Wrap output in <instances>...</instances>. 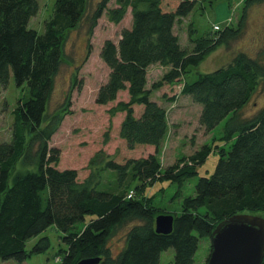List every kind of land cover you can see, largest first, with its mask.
I'll return each mask as SVG.
<instances>
[{"label": "trees", "instance_id": "1", "mask_svg": "<svg viewBox=\"0 0 264 264\" xmlns=\"http://www.w3.org/2000/svg\"><path fill=\"white\" fill-rule=\"evenodd\" d=\"M261 2L246 3L237 29L197 39L189 51L175 27L193 13L198 0H116L113 8L111 0H101L94 10L91 0H57L44 34L29 27L40 11L37 0H0V86L6 89L14 80L29 92L13 112L11 140L0 142V259L22 264L47 253L48 237L30 251L27 246L55 227L65 234L67 246L61 264L87 259L161 264L170 249L173 264H196L201 241L211 240L220 223L264 212V108L251 118L241 116L264 83V64L240 54L227 67L197 72L213 51L242 34L248 10ZM129 12L131 28L122 30L118 43L107 40L101 49L109 76L96 104L113 105L108 113L112 119L123 116L120 138L129 150L149 146L154 153L124 162L98 153L90 164L96 172L81 181L77 170L61 168L63 153L52 145L71 108L68 96L62 109L49 112L56 79L68 63L66 44L73 32L88 23L90 55V39L101 18L119 25ZM156 65L168 70L148 88L149 70ZM191 77L196 80L190 82ZM155 92L169 105L185 96L201 106L200 125L207 133L228 119L223 140L231 145L218 146L212 176L200 177L193 193L181 198L182 209L173 216L169 235L157 233L156 218L163 213L145 191L167 181L184 192L211 148L203 147L183 167L164 168L159 153L169 133L168 114L154 100ZM122 94L127 101L120 99ZM105 173L114 174L113 188L102 187ZM80 223H85L83 230L76 229ZM127 229L119 249L118 233Z\"/></svg>", "mask_w": 264, "mask_h": 264}, {"label": "rangeland", "instance_id": "2", "mask_svg": "<svg viewBox=\"0 0 264 264\" xmlns=\"http://www.w3.org/2000/svg\"><path fill=\"white\" fill-rule=\"evenodd\" d=\"M37 1L40 11L36 17L31 19L29 27L39 34H44L46 23L53 18L57 0ZM100 1L91 0V10H94ZM248 1L250 0H198L193 13L182 19L175 27V33L179 36L183 48L190 51L197 39L218 37L226 28L237 29ZM109 6L116 7V0H111ZM131 26V12L119 25L109 22L106 16L102 17L90 39L92 47L90 55H88L89 26L87 22H84L80 29L69 36L66 44L68 63L62 66L56 79L49 112L55 113L62 109L68 96L71 108L70 114L64 118L60 130L54 136L52 145L63 153L61 168L77 170L81 181L89 177L93 171L96 172L95 167L90 164L98 153H105L106 156L121 162L147 157L150 153H154V148L149 146L129 150L120 138L123 116L119 115L112 119L108 113L113 105L104 107L96 104L97 93L100 87L107 82L109 76V69L101 59V49L107 40L118 43L122 30L130 29ZM216 27L220 28V31H215ZM240 54H246L264 64V2L257 3L248 10L242 34L236 40L213 51L197 72L206 73L227 67ZM167 70L162 66L151 68L148 88L159 81ZM194 80H196L195 77L189 78L190 82ZM80 86H82L81 89ZM28 96L27 87L19 88L14 80H11L6 89L0 86V142L11 140L14 124L13 112ZM153 98L167 109L168 114L169 133L159 153L164 168L172 165L183 167L203 147L211 148L209 159L199 167V175L185 185L184 192H179L177 185H171L167 181L147 187L146 195L154 196L162 215L174 216L181 212V198L193 193L199 178L211 177L214 173L220 158L218 146L225 148L231 146L223 140L224 128L228 119L212 133H207L200 125L201 106L196 105L190 98L179 96L173 105L164 103L160 92H155ZM120 99L127 101V94H122ZM263 108L264 83L260 85L241 116L245 119L251 118ZM114 180V174L105 173L102 177V187L110 188L111 186L113 188ZM129 195L127 194V199L130 198ZM253 215L264 218V212ZM84 227L85 223H80L76 229L83 230ZM127 231L128 229L119 231L117 248L120 249L123 246L124 235ZM64 236L65 234L57 228H50L41 237L29 242L27 249L30 251L42 237L50 239L51 249L45 254L29 258L22 264H61L67 250L63 240ZM211 253V240H202L195 258L196 264H207ZM174 258L175 252L170 249L162 254L161 264H173ZM0 264L19 263L0 259Z\"/></svg>", "mask_w": 264, "mask_h": 264}, {"label": "water", "instance_id": "3", "mask_svg": "<svg viewBox=\"0 0 264 264\" xmlns=\"http://www.w3.org/2000/svg\"><path fill=\"white\" fill-rule=\"evenodd\" d=\"M173 216H158L156 231L169 235ZM212 253L207 264H262L264 261V218L251 214L235 215L220 223L211 236ZM87 259L78 264H99Z\"/></svg>", "mask_w": 264, "mask_h": 264}, {"label": "built area", "instance_id": "4", "mask_svg": "<svg viewBox=\"0 0 264 264\" xmlns=\"http://www.w3.org/2000/svg\"><path fill=\"white\" fill-rule=\"evenodd\" d=\"M215 31H217V32L220 31V28L216 27ZM130 197H131V195H130Z\"/></svg>", "mask_w": 264, "mask_h": 264}, {"label": "crops", "instance_id": "5", "mask_svg": "<svg viewBox=\"0 0 264 264\" xmlns=\"http://www.w3.org/2000/svg\"><path fill=\"white\" fill-rule=\"evenodd\" d=\"M156 66H159V65H156ZM156 66H153V67H151V68H154V67H156ZM151 68H150V70H151ZM164 68V67H163ZM150 70H149V73H150Z\"/></svg>", "mask_w": 264, "mask_h": 264}]
</instances>
